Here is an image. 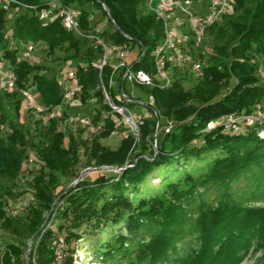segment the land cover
Returning <instances> with one entry per match:
<instances>
[{
	"label": "trees",
	"instance_id": "trees-1",
	"mask_svg": "<svg viewBox=\"0 0 264 264\" xmlns=\"http://www.w3.org/2000/svg\"><path fill=\"white\" fill-rule=\"evenodd\" d=\"M16 1L42 6L48 0ZM60 1L81 11L82 30L93 31L106 22L102 36L107 41L115 45L132 41L141 54L145 50L135 67L152 72L150 54L162 36V25L145 12V0ZM95 11L104 18L101 23L94 20ZM209 34L212 55L204 77L177 75L170 88H144L154 98L150 110L154 118L142 119L138 143L129 136L115 150L101 142L111 136V122L87 146L71 133L58 132L56 120H28L19 91H0V230L13 237L4 243L0 264L57 263L56 248L49 244L54 231L47 229L52 216L46 220L61 197L69 204L62 217L71 221L69 229L60 227L67 234L65 241L67 245L71 240L78 242L84 238L83 228H92L97 240L83 241L96 246L94 264H234L240 245L253 236L264 237V138L256 129L239 135L223 133L219 127L207 131L211 121L228 114L252 113L257 104L264 108V79L258 74L264 66V0H237L234 14L213 26ZM26 42L41 45L39 54L63 52L65 68L98 57L89 41L68 32L61 20L43 25L33 15L22 13L8 23L6 12L0 10V50L14 69L18 90L34 86L48 106L62 101L56 75L63 67L52 72L42 60L18 63L17 47ZM110 72L105 68V83ZM78 76L83 97H99V121L101 111L108 107L98 89V71L79 69ZM194 81V87H185ZM162 120L172 121L174 126L170 133H162L161 142L158 135L156 150L154 134L157 121ZM82 147L89 166L128 167L117 175L82 181L66 193L63 179L76 171L84 156ZM31 159L34 203L24 217L9 216L5 201L23 194L15 189ZM192 161L205 166L188 171ZM181 165L179 177L177 166ZM157 171L162 172V189L150 197L142 195L140 188ZM117 226L125 233L101 239ZM34 237L27 263V242ZM79 248L80 244L65 255L62 264H74ZM88 250L90 247L84 254Z\"/></svg>",
	"mask_w": 264,
	"mask_h": 264
},
{
	"label": "built area",
	"instance_id": "built-area-1",
	"mask_svg": "<svg viewBox=\"0 0 264 264\" xmlns=\"http://www.w3.org/2000/svg\"><path fill=\"white\" fill-rule=\"evenodd\" d=\"M236 6L237 0H145V12L153 14L162 25V36L150 54L152 72L149 73L135 67L146 54L145 50L141 54L139 47L132 41L122 45L110 43L102 36L106 30H103L104 23L93 31L82 30L79 9L64 6L60 0H48L42 6L23 4L16 0H0V10L6 12L8 23H11L14 16L22 13L33 15L43 25L61 20L68 32L86 39L91 48L98 52L96 59L80 61L77 66L67 67L56 75L57 83L62 89V101L56 106H48L36 95L34 86L28 85L18 90L14 69L5 53L0 50V91L7 94L19 91L28 120L33 123L56 120L64 133H71L87 146H91L95 138L106 130L108 122L114 126L110 137L125 140L132 136L136 144L141 139L143 120L137 118L131 106L145 104L151 110L154 98L149 96L145 103L132 91L126 90V86L167 89L176 81L177 75L202 79L212 55L210 29L220 24L225 17L233 15ZM17 50L18 63L38 62L37 55L42 46L26 42L20 43ZM90 67L98 71V89L102 91L103 104L108 107V110L101 111L99 121L96 119L100 109L99 97L92 94L85 99L78 76L79 69L87 70ZM107 67L111 72L108 83H105L103 73ZM258 74L264 79V66H260ZM173 126L172 121L165 125L157 121V135L155 137L154 134L153 144L155 149L158 135L170 133ZM218 127L223 133L231 135L256 129L259 137L264 138L263 105L257 104L252 113H232L211 121L207 131ZM80 152L84 155L85 148L82 147ZM32 162L31 159L30 163ZM55 244L56 264H62L65 255L59 251V241ZM26 262L29 263V260Z\"/></svg>",
	"mask_w": 264,
	"mask_h": 264
},
{
	"label": "rangeland",
	"instance_id": "rangeland-1",
	"mask_svg": "<svg viewBox=\"0 0 264 264\" xmlns=\"http://www.w3.org/2000/svg\"><path fill=\"white\" fill-rule=\"evenodd\" d=\"M94 20L99 21L101 23L104 18L102 17L101 13L98 11L94 12ZM108 24L104 22L103 30L107 29ZM65 54L63 52L57 53L56 55H44V54H38L37 55V61H43L48 67H50V70L53 72L58 67H63V69L67 66L64 65L65 63H61V59ZM194 82H188L186 83L185 87L187 89H190L196 85ZM126 90L132 91L136 97L140 98L145 103L148 101V95L149 93L146 92L144 88L137 87L133 88L130 85L126 86ZM225 94V91L222 92V94L218 97H222ZM132 111L136 114L138 119H153V113L150 111V109L144 104H136L131 106ZM161 123L163 125L166 124L165 120H162ZM57 131L60 133L63 132L62 126L58 123L57 124ZM163 138V134H159L158 140L161 142ZM121 139L116 137H109L106 139H103L101 142L104 146L115 150L119 147L121 143ZM87 159L86 154L84 153V156H81L80 164L77 166L76 171L73 175H69V177L63 179V185L62 188H66V193L77 186L82 181L87 180H95L97 177L108 174V175H117L116 171H105L102 168H98L95 163L92 164V166L87 165ZM205 164L192 161L190 164H188V171L194 172V170L200 169L202 170L204 168ZM42 166H37V169H40ZM180 170V173L178 176L182 175V169L181 166H177ZM33 171H34V165L32 163L29 164L27 168L22 170L19 178H18V186L15 189L18 193H23L20 195L16 200H10L9 198L5 201V210L7 214L15 215L19 217H24L30 206L34 203V195H33V189L30 185L31 180L33 179ZM108 172V173H106ZM161 171H157L154 173L153 176H151L146 184L142 185L140 188V193L144 196L150 197L151 195L156 194L158 191H160L163 187L162 177H161ZM197 173V172H196ZM168 178L172 177V174H166ZM178 178V177H177ZM177 178L175 180H177ZM61 188V189H62ZM138 197V196H135ZM56 208L51 210V212L47 216V220L52 216V220L50 224L47 226V229H51L54 231V237L49 242L51 247H57L55 244L56 241H59L60 246H58L59 251L64 253V255L71 254L72 249L76 248L77 245L80 244V248L78 249V252L76 253V256H74L75 262L74 264H94V261H96V256L94 254V249L96 248L95 245H92L90 243H84L83 239H90V240H97V237L95 236L92 228H83L82 232L84 233V238L80 241L71 240L70 244L67 245L65 239H66V232L65 230L61 231L60 227L69 229L71 227V221L66 220L62 217V212L64 209L69 205L68 202L65 199L59 198L55 201ZM53 212V214H52ZM75 231V230H74ZM119 233H125V229L121 226H117L113 229V231L109 230L102 236V240L106 237L118 235ZM88 237V238H86ZM35 237L27 242V250L29 249V245L32 247V245L35 243ZM13 237L0 230V253H2L5 249L4 243L6 241H12ZM90 247V250L84 254V251L86 248ZM239 252L236 254L234 258V264H264V237L262 236H253L250 240L247 241L244 246L240 245ZM179 251L182 252L183 248L180 246ZM93 261V262H92ZM99 264V263H96ZM160 264H174L172 261H165Z\"/></svg>",
	"mask_w": 264,
	"mask_h": 264
},
{
	"label": "water",
	"instance_id": "water-1",
	"mask_svg": "<svg viewBox=\"0 0 264 264\" xmlns=\"http://www.w3.org/2000/svg\"><path fill=\"white\" fill-rule=\"evenodd\" d=\"M156 135H157V132H155V137H156ZM156 150H157V147H156ZM127 167L128 166L125 165L124 167H119V166H105V167H100V168H102V169H104L106 171H116V172H120L121 170H123V169H125ZM31 250H32V247L29 245V249H28V251L26 252V255H25L27 261L29 259V255H30Z\"/></svg>",
	"mask_w": 264,
	"mask_h": 264
}]
</instances>
